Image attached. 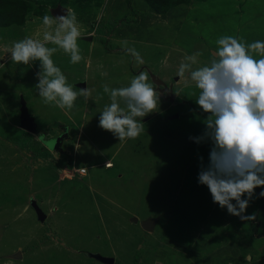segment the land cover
Returning a JSON list of instances; mask_svg holds the SVG:
<instances>
[{
  "label": "rangeland",
  "instance_id": "1",
  "mask_svg": "<svg viewBox=\"0 0 264 264\" xmlns=\"http://www.w3.org/2000/svg\"><path fill=\"white\" fill-rule=\"evenodd\" d=\"M149 2L131 0L130 8L128 0H0V264H102L90 254L113 264H242L246 255L264 264V198L253 197L245 215L255 219L246 221L198 185L199 157L207 163L209 145L189 137L203 133L207 114L195 103L189 74L176 77L185 55L199 51V63H208L222 35L264 40V0ZM59 7L77 13L84 59L70 64L59 49L52 58L77 91L82 83L92 90L67 113L37 97L39 62L17 65L8 54L25 36L42 39L39 18ZM125 42L144 65L124 53ZM142 68L175 100L162 95L160 110L143 118L141 135L119 142L98 127L110 103L103 85L127 86ZM22 103L33 132L20 127ZM76 168L86 175L76 176ZM146 220H156L150 232L140 226Z\"/></svg>",
  "mask_w": 264,
  "mask_h": 264
},
{
  "label": "clouds",
  "instance_id": "2",
  "mask_svg": "<svg viewBox=\"0 0 264 264\" xmlns=\"http://www.w3.org/2000/svg\"><path fill=\"white\" fill-rule=\"evenodd\" d=\"M66 10L65 15L49 13L40 17L42 39L25 36L12 42L8 54L11 63L17 65L33 66L38 61L34 85L37 97L45 105L67 113L76 107L78 98L91 97L92 90L86 87L77 91L76 84L69 82L52 58L59 49L69 56L70 64L84 59L78 44L81 31L77 13ZM215 44L208 63H199L202 53L197 51L183 57L176 73L178 79L189 74L198 90L195 103L207 114L203 133L189 137L197 145H209L207 163L199 157L197 183L207 188L212 203L220 209L241 220H254V215L245 213L254 196L264 198V40L248 43L233 35H222ZM126 45L124 53L136 64L144 65L140 52ZM103 92L110 103L99 113L98 127L112 133L119 142L141 135L143 118L160 110L165 94L146 68L137 71L127 86L105 84ZM251 260L246 255L242 264H251Z\"/></svg>",
  "mask_w": 264,
  "mask_h": 264
},
{
  "label": "water",
  "instance_id": "3",
  "mask_svg": "<svg viewBox=\"0 0 264 264\" xmlns=\"http://www.w3.org/2000/svg\"><path fill=\"white\" fill-rule=\"evenodd\" d=\"M66 11L67 10H65L64 8L59 7L53 11V16L65 15ZM151 75L153 76L154 83L157 85L158 89L164 91L165 98L170 103H173L175 100V95L173 93V90L171 88H169L168 86H166V84L162 80L157 78L155 75H153V74H151ZM80 87L85 88V84L84 83L80 84ZM20 120H21L20 127L23 130H25L27 132H33L34 131L35 127H34V123H33V118L28 114L24 103L21 104ZM32 208L36 214L37 220L41 223L44 222L46 219V216L43 213V211L34 203H32ZM132 221L137 222V219H132ZM155 224H156V220H146V221L142 222L140 224V226L144 231L150 232ZM89 256L91 258H93L94 260L98 261L99 263H102V264H113V262H114L113 258L103 257V256H100L99 254H95V255L90 254ZM12 257L18 258L19 255L18 254L16 256L13 255Z\"/></svg>",
  "mask_w": 264,
  "mask_h": 264
},
{
  "label": "trees",
  "instance_id": "4",
  "mask_svg": "<svg viewBox=\"0 0 264 264\" xmlns=\"http://www.w3.org/2000/svg\"><path fill=\"white\" fill-rule=\"evenodd\" d=\"M146 2H149L150 0H145ZM128 3H129V6H130V4H131V0H128ZM150 3V2H149ZM151 7L153 8V10L156 12V13H158V14H162V12H160L161 10L159 9V7L155 4V2H152L151 4ZM2 7H3V5L1 4L0 5V16L1 15H3L5 12H4V10H1L2 9ZM130 8H131V6H130ZM5 15V14H4ZM116 28H118V25H115V26H113L112 27V30H115ZM107 42H104L103 44V47L105 48V51L106 52H112L111 51V48L108 46V44H106Z\"/></svg>",
  "mask_w": 264,
  "mask_h": 264
},
{
  "label": "built area",
  "instance_id": "5",
  "mask_svg": "<svg viewBox=\"0 0 264 264\" xmlns=\"http://www.w3.org/2000/svg\"><path fill=\"white\" fill-rule=\"evenodd\" d=\"M108 164H110V163L104 164L105 167H109V166H107ZM110 165H112V164H110ZM86 173H87L86 168H76V170H75V174H76V176H78V177L85 176ZM66 177H67V176H66Z\"/></svg>",
  "mask_w": 264,
  "mask_h": 264
},
{
  "label": "crops",
  "instance_id": "6",
  "mask_svg": "<svg viewBox=\"0 0 264 264\" xmlns=\"http://www.w3.org/2000/svg\"><path fill=\"white\" fill-rule=\"evenodd\" d=\"M51 140H53V139L51 138ZM51 140H50V141H51ZM47 142H48V141H47ZM88 149H89V148H87V149H85V150L88 151ZM46 150H47V149H46ZM59 150H60V148H59ZM47 151H48V150H47ZM48 152H50L51 154L54 153L53 151H48ZM83 153H84V150H83ZM83 156H84V154H83ZM82 177H84V176H82ZM43 213H44V212H43ZM44 214H45V213H44ZM45 216H46V214H45Z\"/></svg>",
  "mask_w": 264,
  "mask_h": 264
},
{
  "label": "bare ground",
  "instance_id": "7",
  "mask_svg": "<svg viewBox=\"0 0 264 264\" xmlns=\"http://www.w3.org/2000/svg\"><path fill=\"white\" fill-rule=\"evenodd\" d=\"M110 167H112V165ZM110 167H106V168H110Z\"/></svg>",
  "mask_w": 264,
  "mask_h": 264
},
{
  "label": "flooded vegetation",
  "instance_id": "8",
  "mask_svg": "<svg viewBox=\"0 0 264 264\" xmlns=\"http://www.w3.org/2000/svg\"><path fill=\"white\" fill-rule=\"evenodd\" d=\"M165 96V95H164Z\"/></svg>",
  "mask_w": 264,
  "mask_h": 264
}]
</instances>
